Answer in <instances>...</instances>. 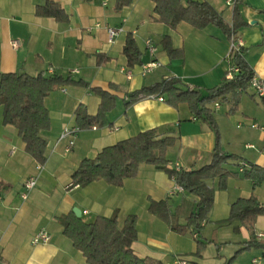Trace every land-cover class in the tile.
Instances as JSON below:
<instances>
[{
	"label": "crops",
	"instance_id": "0c3cea01",
	"mask_svg": "<svg viewBox=\"0 0 264 264\" xmlns=\"http://www.w3.org/2000/svg\"><path fill=\"white\" fill-rule=\"evenodd\" d=\"M47 1L0 0V72L72 75L89 85L64 84L45 99L51 127L43 132L48 147L41 171L39 162L26 151L18 129L3 122L0 102V264H90L58 221L74 207L81 209L86 222L116 214L120 227L129 215H136L138 238L133 248L141 257H154L164 264H174L177 256L197 264H226L251 235L239 222L220 221L229 217L231 205L238 198L254 194L264 203V181L255 184L239 170L240 161L264 167V133L250 125L252 121L264 122V99L251 89L218 99L219 107L216 102L207 105L219 125L223 151L240 159L225 165L238 173L228 179L226 188L219 187L217 178L207 181L215 195L200 234L207 241L201 257L195 255L198 243L194 234L173 231L165 220L149 211L151 200L169 199L174 210L185 198L197 199L188 192H176L177 184L167 172L142 164L137 176L125 179L120 186L105 180L73 188L70 185L84 158H94L103 148L150 128H157L161 136L175 137V144L167 151L172 167L199 168L208 163L215 133L195 116L188 103L175 106L153 97L126 106V99L130 93L172 76L206 94L226 81L232 63L231 39L213 24L198 29L183 21L173 29L155 18L152 0H134L122 9H116V0H50L65 9L68 22L38 16L37 6ZM202 1L212 4L232 24L234 4H228V0ZM239 3L246 24L238 29L234 40L247 50L248 63L264 80V0ZM109 26L124 27L113 43L108 40ZM128 35L134 37L142 52V62L134 66L129 65L124 52ZM166 35L174 48L182 50V56H169L161 43ZM15 41H19L18 46ZM148 41L158 47L156 58L161 65L142 75L141 65L152 59ZM128 69L133 71L132 79L127 78ZM95 87L116 95L115 107L106 114L109 124L80 129L76 122L80 105L89 114L98 113L102 98L93 90ZM68 128L78 129L69 151L66 148L71 137L60 140ZM32 176L38 177V183L24 200V183ZM42 229L50 233V242L34 244V236ZM255 231L264 241V215L257 218ZM232 264H264V249L245 250Z\"/></svg>",
	"mask_w": 264,
	"mask_h": 264
},
{
	"label": "trees",
	"instance_id": "16d2710c",
	"mask_svg": "<svg viewBox=\"0 0 264 264\" xmlns=\"http://www.w3.org/2000/svg\"><path fill=\"white\" fill-rule=\"evenodd\" d=\"M92 1V0H85ZM134 0H116V9L129 6ZM155 3L154 12L158 21L176 28L180 22L203 29L210 24L221 28L232 39L238 29L246 24L243 19L239 0L234 2L233 22L225 21L222 14L209 2L202 0H152ZM36 14L44 17H54L58 21L68 22L69 15L55 1H47L38 5ZM163 48L171 58L182 56V50L174 48L171 38H162ZM124 52L130 66L142 62V52L134 37L128 35ZM247 50L240 47L232 49L231 61L239 67V73L234 79L226 80L220 85L210 88L202 94L196 87L184 86L178 77H165L160 82L145 86L128 95L126 106L138 101L140 95L156 94L165 96L164 100L172 105L181 102L188 103L190 110L197 118L204 120L215 133V143L211 160L199 168H179L170 165L167 151L175 144L174 136H161L157 128H150L135 136L121 140L114 145L103 148L94 158H84L73 174V185L86 186L94 181L105 180L116 186L123 184L127 178L137 176L142 164L154 165L158 170L167 172L185 192L197 197L195 200L183 199L181 204L172 209L169 199L151 200L149 211L165 220L170 228L180 234L198 233L196 240L198 249L195 255L201 257L207 241L200 234L209 211L214 204L215 189L208 184L210 179H218L219 187L224 189L231 176H237L226 168L230 160H239L236 154L225 153L221 146V132L214 117L213 110L207 105L225 98L227 94L238 90H247L248 84L255 75L253 68L246 59ZM74 84L88 86L82 79H74L72 75H47L40 72L31 75L25 72H0V102L3 105V122L14 125L25 143L26 151L39 163L47 160L48 142L43 132L51 127L49 110L45 99L61 85ZM102 98L98 113L89 114L84 105L76 110L78 128H88L109 124L106 114L115 107L116 95L101 88H93ZM242 171L244 176L255 181H264V167L249 164ZM240 170V169H239ZM264 215V203L256 195L238 198L231 205L230 215L220 221L222 224L239 222L250 232V239L242 243L235 254L226 262L232 264L235 258L245 250L263 248L264 241L258 239L255 231L257 218ZM181 218L185 222H181ZM58 221L63 226V233L69 237L74 246L80 250L90 264H164L154 257H141L133 243L138 238V218L129 215L123 227L118 224L115 214L111 217L98 216L93 222H86L74 212L61 215ZM240 232L239 225L234 227ZM194 264H197L194 262Z\"/></svg>",
	"mask_w": 264,
	"mask_h": 264
},
{
	"label": "built area",
	"instance_id": "2783aa9c",
	"mask_svg": "<svg viewBox=\"0 0 264 264\" xmlns=\"http://www.w3.org/2000/svg\"><path fill=\"white\" fill-rule=\"evenodd\" d=\"M235 0H228V4L232 5L234 4ZM108 31V40L110 43H113L115 41V38L124 31V27L123 26H109L107 28ZM231 47L232 49L235 50H239L240 46L236 45L235 40H234V36L231 39ZM15 46L19 45V41H15L14 42ZM147 49L149 51V53L152 56V59L146 63H143L141 65V73L142 75H147L149 73H151L153 70H155L156 68H158L161 64L160 61L156 58V55L158 53V47L156 45H154L152 42L148 41L147 42ZM239 67L234 64L233 62L231 63V66L226 74L225 79L226 80H231L234 79L236 77V75L239 73ZM126 75L128 79H132L133 77V71L132 69H128L126 71ZM248 88L252 90L253 94L259 98L264 99V80L260 77H258L257 75H254L252 77V79L250 80L249 84H248ZM141 98H153V97H157L159 100L163 101L164 97L161 95H156V94H150V95H140ZM216 107H219V103L216 102L215 103ZM252 128L258 129L260 130L262 133H264V122H258V121H252L250 123ZM239 127L241 126V124L238 125ZM78 129L76 128H68L65 129L64 132L62 133L60 140L66 137H71V139L69 140V145L67 146L66 150L69 151L74 143H75V133L77 132ZM59 140V141H60ZM246 163H242V166L240 168L241 171L244 170V167H246ZM38 170L41 171L44 168V164L39 163L37 166ZM176 169H179V165L177 164ZM38 183V177L37 176H32L29 179L26 180V182L24 183V187H23V191H22V198L24 200H27L29 198L30 192L37 186ZM71 188L74 187L73 182L70 185ZM176 192H184V189L179 186L177 184L176 186ZM174 193V192H173ZM198 236V233H195V237ZM261 236V235H259ZM51 240V235L50 233L45 230L42 229L40 231H38L36 233V235L33 238V243L34 244H41V243H48ZM256 261V260H255ZM174 264H194V262L190 259H188L187 257H182V256H177L174 259Z\"/></svg>",
	"mask_w": 264,
	"mask_h": 264
},
{
	"label": "water",
	"instance_id": "95a60500",
	"mask_svg": "<svg viewBox=\"0 0 264 264\" xmlns=\"http://www.w3.org/2000/svg\"><path fill=\"white\" fill-rule=\"evenodd\" d=\"M73 212L76 214V216L81 217L82 216V211L78 207L73 208Z\"/></svg>",
	"mask_w": 264,
	"mask_h": 264
}]
</instances>
